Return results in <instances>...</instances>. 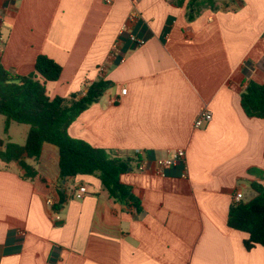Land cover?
<instances>
[{
  "label": "crops",
  "instance_id": "0c3cea01",
  "mask_svg": "<svg viewBox=\"0 0 264 264\" xmlns=\"http://www.w3.org/2000/svg\"><path fill=\"white\" fill-rule=\"evenodd\" d=\"M215 3L190 21L172 0H0L7 70L29 75L37 56L54 60L62 71L46 84L50 98L112 82L70 137L149 160L183 149L188 171H138L136 157L122 180L137 212L94 176L60 178L54 146L51 159H28L48 179L45 194L16 162L0 161V264H264V247L247 250L248 235L227 226L235 193L247 202L251 184L264 185V119L240 103L249 81L264 83V0ZM203 107L213 118L195 128ZM59 192L67 200L56 212L46 200L56 204Z\"/></svg>",
  "mask_w": 264,
  "mask_h": 264
},
{
  "label": "trees",
  "instance_id": "16d2710c",
  "mask_svg": "<svg viewBox=\"0 0 264 264\" xmlns=\"http://www.w3.org/2000/svg\"><path fill=\"white\" fill-rule=\"evenodd\" d=\"M172 1L179 7L186 5L190 21L204 9H217L215 0ZM61 71V66L45 55L37 56L34 71L29 75L12 73L0 63V115L6 119L5 133L11 122L29 126L23 145L0 139V161L5 165L16 162L23 178L32 181L39 192L45 194L48 179L28 159L37 161L43 155L51 159L52 154L46 150V145L54 146L57 148L60 178L94 176L100 180L110 198L120 204L133 206L140 212V202L134 195L132 186L122 180L123 175L133 168L136 159L140 160V156H120L106 149L95 148L68 134L72 122L98 102L112 86V82L100 78L92 82L83 95L72 93L68 97L50 98L46 92V84L57 81ZM240 103L246 116L264 119V83L249 81L241 94ZM261 172L264 178V170ZM251 187L255 197L247 202L242 200L237 204L233 203L227 218L229 228L248 235L244 241L247 250L257 245L264 247V185L253 182ZM66 200L65 193L59 192V200L53 206L54 211L58 212Z\"/></svg>",
  "mask_w": 264,
  "mask_h": 264
},
{
  "label": "built area",
  "instance_id": "2783aa9c",
  "mask_svg": "<svg viewBox=\"0 0 264 264\" xmlns=\"http://www.w3.org/2000/svg\"><path fill=\"white\" fill-rule=\"evenodd\" d=\"M113 0H104L106 3H111ZM136 14L130 16L129 22H133L136 20ZM130 38L132 41L140 44L143 41L136 39L135 36L130 35ZM122 95H126L127 89L123 88L121 90ZM213 114L212 112L206 108L203 107L200 109L197 118L194 121V127L195 128H200L203 124L208 123L212 120ZM174 167H179L180 168V176L182 178H187L188 177V171H187V163H186V152L183 149H177L175 151H172L168 154V156L163 157V158H157L155 160H149L148 158H142L139 160L137 164V170L138 171H146L148 169H152L155 171V173L159 175H165L166 170ZM87 190L86 187L82 186L80 187L76 194L75 197L77 199H82L84 195L86 194ZM243 195L240 192H236L234 197H233V203L237 204L240 201H242ZM47 204L50 206H54L55 201L52 197L47 198ZM54 219L59 220L60 216L56 212L54 213Z\"/></svg>",
  "mask_w": 264,
  "mask_h": 264
},
{
  "label": "rangeland",
  "instance_id": "374dc122",
  "mask_svg": "<svg viewBox=\"0 0 264 264\" xmlns=\"http://www.w3.org/2000/svg\"><path fill=\"white\" fill-rule=\"evenodd\" d=\"M5 125L6 119L4 116L0 115V139L6 142H12L19 145H23L25 143V132H27L29 126L16 122H11L8 132L5 133ZM252 194H254V191L248 188L246 190V196L244 200H247L249 197H251Z\"/></svg>",
  "mask_w": 264,
  "mask_h": 264
}]
</instances>
